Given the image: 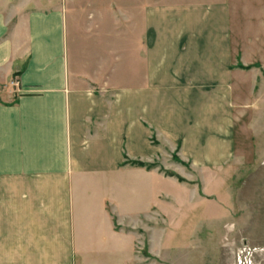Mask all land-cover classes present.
<instances>
[{"label": "crops", "instance_id": "0c3cea01", "mask_svg": "<svg viewBox=\"0 0 264 264\" xmlns=\"http://www.w3.org/2000/svg\"><path fill=\"white\" fill-rule=\"evenodd\" d=\"M23 1L0 11V264H174L136 230L171 225L165 186L189 185L156 167L163 154L190 164L198 195V173L232 153L228 29L157 28L145 14L113 56L57 8L26 14ZM172 10L229 14L213 2Z\"/></svg>", "mask_w": 264, "mask_h": 264}, {"label": "rangeland", "instance_id": "374dc122", "mask_svg": "<svg viewBox=\"0 0 264 264\" xmlns=\"http://www.w3.org/2000/svg\"><path fill=\"white\" fill-rule=\"evenodd\" d=\"M23 2L0 1V11L11 14ZM211 2L226 6L229 14H195L197 19L164 14L165 9ZM54 8L67 27L87 39L85 43L106 44L113 56L117 46L131 49L136 37L132 29L143 27L145 14H154L157 28L202 21L228 29L230 60L236 69L232 153L225 163L198 173V195L191 192L195 182L186 180L194 173L190 164L180 161L176 151L163 154L156 167L189 185L165 186L171 225L136 232L157 252L160 248L171 254L174 264H241L245 257L250 264H264V0H27L25 12ZM137 245L147 253V243Z\"/></svg>", "mask_w": 264, "mask_h": 264}, {"label": "built area", "instance_id": "2783aa9c", "mask_svg": "<svg viewBox=\"0 0 264 264\" xmlns=\"http://www.w3.org/2000/svg\"><path fill=\"white\" fill-rule=\"evenodd\" d=\"M9 85L13 89H17L18 88V86H19V78H18V76L16 74L13 75V77L9 81ZM241 264H250V261L248 260L247 257H245L244 262L241 263Z\"/></svg>", "mask_w": 264, "mask_h": 264}, {"label": "trees", "instance_id": "16d2710c", "mask_svg": "<svg viewBox=\"0 0 264 264\" xmlns=\"http://www.w3.org/2000/svg\"><path fill=\"white\" fill-rule=\"evenodd\" d=\"M129 163H131V164H135V165H143V164L140 163V162H134V161H131V162H129ZM147 167H151V165H148ZM169 175H171V174H169Z\"/></svg>", "mask_w": 264, "mask_h": 264}]
</instances>
